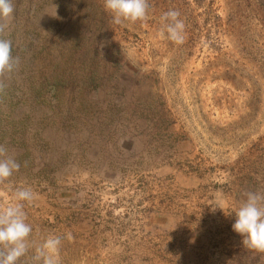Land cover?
Returning <instances> with one entry per match:
<instances>
[{
	"label": "rangeland",
	"instance_id": "1",
	"mask_svg": "<svg viewBox=\"0 0 264 264\" xmlns=\"http://www.w3.org/2000/svg\"><path fill=\"white\" fill-rule=\"evenodd\" d=\"M12 4L0 203L36 194L29 241L70 232L61 264H264L232 228L264 194V0H148L120 25L104 0Z\"/></svg>",
	"mask_w": 264,
	"mask_h": 264
},
{
	"label": "clouds",
	"instance_id": "2",
	"mask_svg": "<svg viewBox=\"0 0 264 264\" xmlns=\"http://www.w3.org/2000/svg\"><path fill=\"white\" fill-rule=\"evenodd\" d=\"M104 6L113 14V23L117 25L125 21L142 22L148 18V0H104ZM13 12L12 0H0V20H9ZM179 17L178 11L169 10L161 19L165 22L167 38L182 44L185 39V23ZM7 27V23H0V33ZM18 63L19 58L12 55L11 40L0 39V77L12 73ZM5 87L0 81V91ZM19 168L20 164L8 156L4 145H0V185L8 181ZM3 196L0 192V198ZM35 198L36 194L30 188H17L11 200L0 203V264H19L21 258H26L25 264H61L62 240L71 241L73 237L70 232L65 237L48 235L38 245L29 241L33 229L27 222L24 202L31 203ZM235 216L232 228L242 237V244L264 252V194L249 192Z\"/></svg>",
	"mask_w": 264,
	"mask_h": 264
}]
</instances>
